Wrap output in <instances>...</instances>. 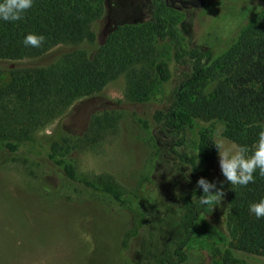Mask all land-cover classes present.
I'll return each mask as SVG.
<instances>
[{
    "label": "rangeland",
    "instance_id": "obj_1",
    "mask_svg": "<svg viewBox=\"0 0 264 264\" xmlns=\"http://www.w3.org/2000/svg\"><path fill=\"white\" fill-rule=\"evenodd\" d=\"M167 4V16L173 18L182 45L204 51L207 63L223 54L264 9V0H167ZM107 7V29L149 16V0H107ZM70 49L59 46L26 65H47ZM159 51L170 63L173 80L154 84L146 102L126 101L120 76L99 94L74 101L16 153L0 152V264L176 261L174 250L182 239L179 207L189 187L188 172L171 153L172 139L155 124L152 113L168 107L186 65L171 61L167 44ZM8 81L6 71L0 75V88ZM213 87L209 83L205 92ZM113 108L123 114L116 133L99 143L80 145L71 157L78 181L89 179L117 189L127 200L122 204L66 180L46 159L47 146L35 143L58 133L59 123L60 130L81 135L92 114ZM197 126L211 128L216 142L233 144L223 137L222 122L198 119ZM192 136L188 134L183 148L189 153L194 149ZM208 176L218 187L224 181L223 197L219 203L196 205L197 219L179 264H220L226 257L231 264H264V257L235 249L238 232L228 221L231 185L221 175L218 156Z\"/></svg>",
    "mask_w": 264,
    "mask_h": 264
},
{
    "label": "trees",
    "instance_id": "obj_2",
    "mask_svg": "<svg viewBox=\"0 0 264 264\" xmlns=\"http://www.w3.org/2000/svg\"><path fill=\"white\" fill-rule=\"evenodd\" d=\"M167 6V0H149L147 19L107 29V0H34L23 20L0 21V75L9 73L8 83L0 88V152L16 153L74 101L99 94L120 76L125 81V100L146 102L154 84L173 80L170 63L159 51L161 44H167L171 61L184 63L186 70L172 90L168 107L154 110L152 119L170 135L169 149L187 169L189 187L180 201L182 239L174 250L176 261L161 258L156 264H179L185 259L182 248L197 219L192 201L201 190L196 181L200 177L209 181L208 172L217 156L213 130L198 127L197 120L222 122L223 137L249 150L264 127V9L223 54L207 63L204 51L182 45ZM27 33L43 35V43L25 46L22 41ZM59 46L72 49L47 65H26ZM211 82L214 87L207 94L205 88ZM122 115L114 108L98 111L78 136L60 130L59 123L58 133L35 143L47 146L46 159L69 182L126 203L117 189L89 179L78 181L71 157L80 145L99 143L115 134ZM189 133L194 139L190 153L183 149ZM253 177L246 186L229 187L228 221L238 232L235 249L264 257V217L257 219L248 211L250 203L264 197V176L257 170ZM220 264H231V260L226 257Z\"/></svg>",
    "mask_w": 264,
    "mask_h": 264
},
{
    "label": "clouds",
    "instance_id": "obj_3",
    "mask_svg": "<svg viewBox=\"0 0 264 264\" xmlns=\"http://www.w3.org/2000/svg\"><path fill=\"white\" fill-rule=\"evenodd\" d=\"M34 0H0V21H21L24 14L33 6ZM44 41V36L36 33L24 35L22 43L25 46L39 47ZM217 150L218 165L224 180L230 185L246 186L254 181L253 173L258 170L264 176V127L257 133V139L251 150L245 145H228L222 141L214 143ZM223 182L220 187L216 181L209 182L204 177L196 181V187L201 190V195L192 201L197 206H206L221 202L223 197ZM177 196L180 193H176ZM248 211L257 219L264 217V197L257 202L250 203Z\"/></svg>",
    "mask_w": 264,
    "mask_h": 264
}]
</instances>
